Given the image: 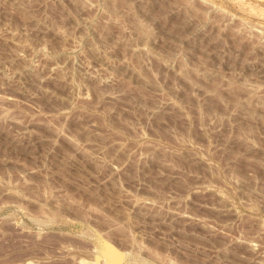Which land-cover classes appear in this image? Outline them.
Instances as JSON below:
<instances>
[{
    "label": "rangeland",
    "instance_id": "1",
    "mask_svg": "<svg viewBox=\"0 0 264 264\" xmlns=\"http://www.w3.org/2000/svg\"><path fill=\"white\" fill-rule=\"evenodd\" d=\"M0 264H264V0H0Z\"/></svg>",
    "mask_w": 264,
    "mask_h": 264
},
{
    "label": "bare ground",
    "instance_id": "2",
    "mask_svg": "<svg viewBox=\"0 0 264 264\" xmlns=\"http://www.w3.org/2000/svg\"><path fill=\"white\" fill-rule=\"evenodd\" d=\"M248 6H249V5H248ZM248 6H247V7H248ZM254 7H255V6H254ZM252 8H253V7H252Z\"/></svg>",
    "mask_w": 264,
    "mask_h": 264
}]
</instances>
